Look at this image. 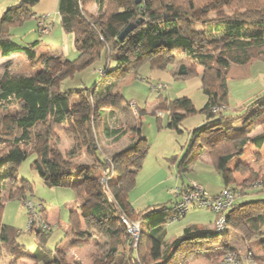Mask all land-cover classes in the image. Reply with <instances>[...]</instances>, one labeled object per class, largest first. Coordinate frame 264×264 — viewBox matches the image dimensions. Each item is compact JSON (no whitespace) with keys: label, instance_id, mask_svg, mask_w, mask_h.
Segmentation results:
<instances>
[{"label":"trees","instance_id":"1","mask_svg":"<svg viewBox=\"0 0 264 264\" xmlns=\"http://www.w3.org/2000/svg\"><path fill=\"white\" fill-rule=\"evenodd\" d=\"M137 1L140 3L138 4ZM38 2L39 0H20L0 17V49L3 56L22 53L29 61L32 70L38 62L36 48L40 42L17 43L13 39L12 29L22 26L35 16L33 8ZM201 2L203 1L60 0L59 13L62 16V27L66 34L75 38L77 60H62L49 55L43 60L44 68L34 75L27 76L14 72L15 70H10V66H5L4 72L0 74V191L4 181L11 177L21 184V189L15 193V198L24 203L29 196L28 193H33V185L30 181L19 178L18 166L30 153L37 154L33 167L39 170L49 187H72L83 201L80 206L90 210L89 217L95 225L108 227L109 224L119 223L123 228L107 230L112 238L109 239L108 248L103 250L100 256H95L97 262L102 258H113V264H153L160 259L163 261L165 257L164 261L167 263L172 259L170 254L174 255L185 242L212 239L222 234L216 233L213 229L191 226L185 229L180 238L175 239L171 244L166 243L167 232L163 226L172 221L173 208L177 201L155 210L131 211L128 218L131 221H140L142 227L139 248H133L132 237L122 225V218H127L128 210L125 204L118 201L123 185L120 182L106 185L100 178H91L82 169L78 170L82 177L81 182L77 185L72 184L73 170L67 171L65 161L59 159V153L50 148L49 143L57 131L66 130L65 126L72 122L76 127L73 130L76 139L74 147L66 153L67 158H74L84 147L97 154L93 133L97 122L96 108L98 104L110 103L113 100L117 83L114 79L101 86L95 84L90 88L62 91L59 87L61 81L71 76V73L73 75L77 71L84 70L99 62L102 57L106 59L107 66L111 59L116 61L117 67L108 71L110 75L131 72L139 76L140 69L148 63L153 64V69H163L164 65L155 64L161 59L176 55H184L188 60L194 61V66L189 65V67L186 64L179 66L177 74L179 77L197 75V68L202 67L204 70L200 76L208 101L200 111L208 117L209 123L192 132L187 152L179 162L178 169L181 176H186L198 152V147L194 146L195 139L213 124H221L226 131L224 140L214 146L209 153L212 166L223 174L236 157L243 155L244 148L248 144L252 143L259 149L264 144V132L256 137L250 136L258 127H262L264 131V93L244 103L243 113L227 116L223 113L230 103V81L233 80L231 77H234V80L243 79L245 74L241 69L247 68L255 61L264 62V21L250 23L235 18L217 21L211 25L204 24L202 30L194 28V24H197L196 14L199 11L206 13L211 9L230 4L237 10L241 8V10L264 12V0H209L203 5ZM92 5L98 7L96 16L88 12L89 6ZM131 23L136 24V28L119 41V35ZM207 42L219 45V49H216L214 54L203 50ZM58 64L64 65L67 69L58 70ZM122 99L124 100L123 97ZM158 110L168 112L167 127L177 132H182L181 125L188 116L198 113V109L188 97L171 102L161 100L155 112ZM214 119L215 121L211 122ZM112 133L121 138L127 132L115 130ZM138 133H140L139 128ZM138 133L133 136L131 143L125 149L112 158L103 160L98 156L96 162L98 168L112 177L128 175L130 163L139 162L140 157L147 150L142 145L144 139ZM6 168L9 172L3 173ZM244 168L238 165L233 172L227 173L224 177L227 186L225 189L234 190L238 195L236 202L240 197L248 195V189L253 188L257 193L264 192V177L259 179L258 174L252 170H248L251 174L250 180H253L252 185L254 184L252 188L246 189L243 184L233 185L235 173L245 172ZM238 187L242 189L241 193L236 190ZM179 195H182V192ZM236 202L233 208L236 207ZM249 203L251 202L239 205L235 211L242 209L240 219L244 220L253 233H258L264 227V216L245 210ZM251 204L264 205V200ZM3 207L2 201L0 213ZM231 210L228 214L229 223H231ZM45 214L47 216V213ZM80 219L76 212L71 211L70 224L74 231L80 230ZM180 219L182 218L177 220ZM31 233L37 234L38 242L33 257L44 264H59V260L52 257L51 250L46 245L52 229L50 232L41 229L39 232ZM17 236L18 232L14 228L0 226V244L7 250L10 264H24L29 256V252L18 243ZM83 245H86L85 241L72 243L74 248ZM165 247L166 249L160 254V248ZM262 247L263 256H256L259 264H264V241ZM226 249L223 255L228 251H237L234 247ZM215 253L210 251L207 254L213 264L219 258L217 255L216 258Z\"/></svg>","mask_w":264,"mask_h":264},{"label":"rangeland","instance_id":"2","mask_svg":"<svg viewBox=\"0 0 264 264\" xmlns=\"http://www.w3.org/2000/svg\"><path fill=\"white\" fill-rule=\"evenodd\" d=\"M202 1L203 2L201 3L203 5L209 0ZM88 12L96 16L98 14L97 5L89 6ZM263 14L264 12H258L257 10L248 11L246 9L241 10V8L240 10L235 8L233 9L230 4L224 6L222 5L221 7L211 9L206 13H201L199 11L196 14L197 24H194V28L196 30H202L204 29V24L211 25L217 21H224L227 19L234 20L235 18L250 23L252 21H264ZM54 16L55 15L50 16L52 20L54 19ZM37 22L39 26L42 25L41 22H44L43 24H50L47 15L40 17V20L38 21L34 19L28 20L22 26L16 28L13 31L15 35L14 40L19 41V37H21L22 39L25 38L26 41H31L34 38V34L37 35ZM46 26L47 28L45 29L42 27L38 29V34H42L37 35L38 38L41 40L45 39V42L50 40V42H57L60 44L62 42L60 34L57 32H54L55 34H50L52 32V25ZM46 34L52 36H48ZM203 48V50L209 53L213 52L214 54L216 49H219V45L207 42L204 44ZM66 58L70 61L77 60V51L75 54H73L71 51L70 54L66 55ZM111 58H113V55ZM15 60L18 61L14 68L22 73L23 70L20 68L22 65V60L20 58H16ZM105 60L106 59L102 57L99 62L88 66L84 70L77 71L73 75L71 73V76H67L65 79H63L59 86L62 91L69 92L86 87L90 88L95 84L100 86L105 85L108 82L114 81V79H116L117 83V89L115 91L113 100L110 103L98 104V107L96 108L97 114H100L95 115V120H97V122L95 124V129L93 130L97 144V154L93 151L87 150V148L84 147L81 153L75 155L74 158H67L66 153L74 147L76 139L75 134L73 133V130L76 129V127L72 122L65 126L66 130L57 131L52 141L49 143L50 148L59 153V159L65 161L64 165L67 171L69 172V170H73V177L71 180L72 184L77 185L81 182L82 177L78 171L80 169L84 170V172L90 175L91 178H100L101 182L106 185L112 184L115 180V177L121 178V175L112 177L104 170H100L96 163L97 157L99 156V158L103 160L112 158L115 154L125 149L130 144L129 140L131 137L135 136V133L137 135L139 128L140 133L138 134L144 139V141L147 139V143L150 148L147 150L145 149L146 151L140 157L139 162H131L132 166L130 167L129 173L131 180L129 179L127 184V191L129 190L130 181L131 185H133V188L127 192V195L129 196V204L132 206L130 208L144 212L147 209L155 210L162 206H169L177 199L176 195L174 194L175 191L177 192L178 190L184 193V191L189 187V185H187L185 187L186 189L184 188L185 190H179L183 186L184 182L186 184L193 182L200 184L199 182H201L206 185V187H203L211 196H217V194H219L225 187L224 177L223 175H218L217 177L216 173L213 175L212 173L208 172V164L201 159H196L192 162L190 165L192 170H189L186 173V176L184 175V179L179 177L178 174L179 163L177 162H180L186 154L188 145L192 139V132L197 128L208 125L209 123L208 117L200 111L208 101V97L205 94L204 89L190 88L189 84L186 82L188 77H194L198 74H190L187 77L175 79L174 82H169L167 84L168 87L165 89L163 85L159 86V84H157L156 79L153 80L150 74L151 65H153L152 63L144 65L139 71V76L131 72L127 74L114 73L110 75L108 74V71H110V69H115L117 64L114 59H111L109 66H107ZM257 62L258 61H255L247 68L241 69L243 74H245L242 78H248L251 76L252 66ZM157 63L159 65L173 63L174 68L177 70L175 72L176 74L178 73L180 65L186 64L188 66H194V61L190 59L188 60L186 57H184V55H176L174 57L168 56L165 59H161ZM260 65L263 67L264 62H261ZM60 68L67 69V67L64 65L58 64V70ZM105 68L107 69L105 70ZM258 70V67L255 68L254 72L256 74L254 77H258ZM1 71L2 70H0V72ZM231 79H233L230 81V91L232 92L234 88L240 86L239 80H241V78L234 80V77H231ZM251 82L256 81L253 80ZM259 82L264 84V80ZM184 90L188 91V98L193 101L195 107L198 109V113L188 116L181 125L180 130L182 132H177L176 130H170L166 128L169 117L165 112L164 116L162 115V121L164 123L165 130L162 129L159 125V112L156 111L155 113L153 109L155 107L154 104L157 102L160 103L161 100H167V98L169 101H174L181 97L180 93H184ZM122 95L124 96V100L122 99ZM233 103H235V101L231 100L229 106L226 109L224 108V115H237L239 113H243L244 106L235 109V104ZM214 121L215 119L211 122ZM219 125L222 129H224L221 124ZM258 129H261L262 133L264 132L262 127H258L250 136H255V133ZM115 130H118L119 132L126 131L127 133L119 138L117 135L112 133ZM133 130L136 132L132 133ZM109 133H111V135ZM225 134L226 131L224 132V135ZM235 136L237 137V135ZM245 150L246 147L244 148V153ZM251 153L252 152L247 151L245 156V159L249 164H237V166L239 165L245 167V172L237 171L235 173L236 176L241 178L239 181H237V186L243 184L242 186L247 187L246 189L252 188L254 185H252L253 180H250L251 174L248 170H252L255 174H258L259 179L264 177L263 155L258 152H255L254 155ZM36 160L37 154L30 153L27 159L18 166L19 178L28 180L33 185V193H28L29 196H27V198L24 200V203L15 198V193L21 189V184L11 177L4 181L0 191V202L3 201L4 204V207L1 209L0 213V226L6 225L14 228L18 232V243L23 249L30 253H34L38 247L37 234L28 231L29 210L26 208L25 202L30 200L38 204L41 218L44 220V222L51 226H49L50 229H47L49 232L52 229L53 232L51 237L49 236L48 238L49 241L47 240V248L53 252H55L58 246L61 245L67 238H77L78 242L85 241L86 245L81 247L98 244V242H100L99 238L96 241H93L92 239H95L93 237L94 235L89 233L92 229L95 232L104 231L105 235H107V238L110 239L112 237L109 236L107 231L108 229L116 230L117 228H122L119 223L109 224L107 225L108 227H105L96 226L94 223L91 224L92 222L86 224L84 219V222L80 219V230L74 231L70 226L71 209L77 210L74 212L80 215L78 206H80L83 201H81L76 191L72 187H49L44 182L39 170L33 167V164ZM173 162L177 164H173ZM237 166H235V168ZM7 172H9V169H4L3 173ZM245 178L247 179L244 180ZM238 188L236 190L241 193L242 189L240 187ZM247 192L249 197L247 199L244 196L240 197L237 200L238 204H243L249 201L264 200V192L257 193V191H254L253 188L250 190L248 189ZM178 196L179 201L182 196ZM245 210L255 212L256 215L262 214L264 216V205H260L257 208V205L249 203ZM45 213H47V216ZM50 213L52 214V218H54L55 215L59 216L61 224L57 225L55 222L52 223L49 220ZM83 213L89 215V210L86 209ZM127 214V219L130 221L128 218L130 214L128 212ZM241 214L242 209L241 211L240 209L234 211L232 214V221L229 223V228H227V231L220 237L218 236L214 240L206 241L204 244H201V246L199 245V247H194L192 244L184 245L181 247L180 253L177 252L175 256L173 253L170 254L172 259L168 260L167 263H165L166 261L164 260L166 259L164 257L163 261L160 259L153 264H206L200 257L197 258V256L200 254L199 252L205 251L216 252L215 256L217 255L219 257L217 258L216 256L217 261L215 264H217V262L223 256L222 253L227 251V247H237L236 250L242 257H244L247 252L251 250L260 254L261 251L263 252L262 242L264 241V227H262L258 233H253L251 230H247L248 227L245 226L244 220L240 219ZM215 220L216 215L210 210H192L184 218L180 220L172 219L171 222L166 223L163 226L167 232L165 241L166 243H172L175 239L180 238L190 223L200 224L203 225V227L211 228L214 226ZM138 222L141 231V223L140 221ZM90 225H95L97 228H92ZM124 228L126 229L125 226ZM143 228H145V225H143ZM245 231L250 232L247 233ZM126 232L128 233L127 230ZM96 234L99 235L97 232ZM101 241V244L105 242V240ZM203 245H207L208 247ZM201 247L202 250H200ZM137 248H139V243ZM208 248L210 250H208ZM164 249H166V247L163 249L160 248V254ZM23 263L28 264L27 261H24ZM0 264H10V257L2 244H0Z\"/></svg>","mask_w":264,"mask_h":264},{"label":"crops","instance_id":"3","mask_svg":"<svg viewBox=\"0 0 264 264\" xmlns=\"http://www.w3.org/2000/svg\"><path fill=\"white\" fill-rule=\"evenodd\" d=\"M59 1L60 0H39L38 4L34 7L35 9L33 8L35 16L32 19L38 21V20H40V17L47 15L48 16V20L50 22V24H48V25H52L51 26L52 32L50 34H52V33L55 34L56 32L59 33L60 36H61V41L62 42L60 44H58L57 42H50V40H48V42H45V39L44 40L39 39L37 35H42V34L41 33L38 34V29H40V27H39V24L37 22V25H38L37 35L34 34V38L31 41H26L25 38L22 39L21 37H19L20 38L19 41H16V42H32V43L36 42V41L40 42V44L36 48L37 54H38L37 65L32 70V68L30 67V63H29V61L27 60V58H26V56L24 54H22V53H14V54L6 57V56H3L2 50L0 49V70H2L0 73L4 72V70L6 68L5 66H7V67L10 66L9 67L10 70H13V71L15 70L14 72H17V73H20V74H26V75L29 74L27 76H31V75H34L37 72L41 71L44 68L43 60H44L45 57H47L49 55H54L56 57L61 58L62 60H68L66 58L67 54H70L71 51H72L73 54L76 53L74 36L70 35V34H66L64 29H63V27H62V23H61L62 22V16L59 13ZM19 2H20V0H0V17L7 9H9L10 7L18 4ZM53 15H55V16H54V19L52 20L50 16H53ZM16 28H18V27H16ZM16 28L12 29L13 39L15 38V35H14L13 31ZM46 35L52 36V35H49V34H46ZM20 44H26V43H20ZM16 58H20L22 60V62H21L22 65L20 67L23 70L22 73L20 71H17L14 68L16 66V64H17V61H18V60H15ZM68 61H70V60H68ZM8 63H9V65H8ZM260 63H261V61H258L257 63H255L252 66L251 76L248 77V78H243V79L239 80L240 86L234 88L232 92L230 91V98H231L230 102H231V100L235 101V103H233V104H235V107H234L235 109H238V108L244 106L243 105L244 102H247L248 100L252 99L255 95L264 93V84L259 82V81L264 80V66L261 67ZM155 65H159V64L156 63ZM164 66H165V68H163V69L162 68L153 69L152 68L153 66L151 65L150 74H151L153 80H155V79L157 80L156 82H157V84H159V86L163 85L165 87V89H166L168 87L167 84L169 82H174L175 79H180L181 77H178V75H177L178 73L177 74L175 73L177 70H176V68H174L173 63L165 64ZM257 67L259 68L258 77H254L255 74H256L254 72V70ZM203 70H204L203 68H198L197 69V73H198L197 76H194V77L190 76V77L187 78L186 82L189 84L190 88H193V89H199V88L201 89L202 88L203 89V83H202V79H201V76H200L203 73ZM253 80L256 81V82H251ZM180 96H181L180 98H186V97L189 96V93H188L187 90H184V93L181 92ZM122 97L124 98L123 95H122ZM180 98H178V99H180ZM167 100H168V98H167ZM168 102H171V101L168 100ZM158 104H159V102L154 104V106H155L153 108L154 111L156 110V107H157ZM157 112H159V117H160L159 125H160V127L162 129L165 130L164 123L162 121V115L164 116L165 111L158 110ZM166 113H167V116L169 117L168 112H166ZM168 123H169V121H168ZM239 127L241 128V123H240ZM166 128L169 129L167 126H166ZM133 132H136V131L133 130L132 133ZM224 132H225L224 129H222L219 124H213L204 133H202L200 136H198L195 139V142H194V146L198 147L197 148L198 152L195 154L194 159L192 160V162L194 160H196V159H201L202 161H204V162H206L208 164V169H209L208 172L212 173L213 175H215V173H216L217 177H218V175H223V177H225V175H227V173L233 172L235 170V166H237V164H239V163L249 164V163H247V160L245 159L247 151L252 152L251 154H253V155L255 154V152H258L261 155H263V157H264V144L259 149L254 144L250 143V144H248L246 146L245 153L243 155L235 158L228 165L225 174H223L222 172H220L219 170L215 169L212 166L209 153L213 149L214 146L218 145L219 143H221L224 140V138H225ZM261 133H262L261 129L260 130L258 129L256 131V133H255L256 135L253 136V137L258 136ZM135 135H136V133H135ZM132 138L133 137H131V139L129 140L130 143H131ZM142 145H143V147H145V149H149L150 148L148 146L147 139L142 143ZM192 162H191V164H192ZM177 163H179V162H177ZM177 163L173 162V164H177ZM131 166H132V164L130 163V167ZM189 170H192L191 166H189L188 171ZM129 173H128L127 176H121V178L120 177L116 178L114 176L115 177L114 182H120L123 185V191L119 195L118 201L120 203L125 204V206H126V208L128 210V213L130 214L131 211L135 210V209L134 208H130L132 206L129 204V201H128L129 196L127 195L128 194L127 192H129V190H131V188H133V185H131V181H130L129 190L127 191L128 181H129V179L131 180V178H130L131 176L129 175ZM179 177L184 179V176H181L180 174H179ZM240 179L241 178L236 176V174H235L234 175V183H233V185L234 184L236 185L238 183L237 181H239ZM246 179L247 178H245L244 180H246ZM242 180H243V178H242ZM224 182H225V178H224ZM199 183L202 184V186L206 187L205 184H203L201 182H199ZM187 185H188V183L186 184L184 182L183 186L179 190H183ZM226 187L227 186H226V182H225V187L223 188V190ZM177 192L176 191L174 192V194L177 197V199L175 201H173L174 203L178 201V199H179L178 195H179V193L181 191L177 190ZM244 197L247 199L249 196L246 195ZM260 201H262V200H260ZM249 202L256 203L257 201H249ZM236 204H237L236 207L233 208L231 210V213H230L231 221H232V214L239 207V205H241V204H238V202H236ZM260 205L262 206L263 204L257 205V208ZM78 207H79L78 210H79L80 215H81V216L79 215L81 220L84 219L86 224L87 223H91V222H92L91 224H93L94 222L91 220L89 215L83 213L88 208L85 207V206L84 207L78 206ZM192 210H197V209L194 208ZM71 211H77V210L71 209ZM89 212H90V210H89ZM49 220L52 223L55 222L57 225L61 224V222H60L61 220H59V216L55 215V217L52 218V214L51 213L49 214ZM84 220H83V222H84ZM70 226H71V224H70ZM70 226H69V228H70ZM90 226L92 228H97L96 227L97 225L96 226L95 225H90ZM191 226H198L199 228H201V227L203 228V225H200V224L190 223V225H188V227H191ZM245 226H247L246 223H245ZM204 228L207 229V230H212L213 229V227H211V228L210 227H204ZM248 228H247V230H250ZM96 232L99 233V235H97ZM96 232L92 229V230H90L89 233L94 235L93 237L95 239H92L93 241H96L99 238L100 242H98V244H94V245L92 244V245H88V246H85V247L74 248L72 246V243L75 242V241H78V239L77 238H71V239L67 238L61 245L58 246V248L55 250V252L51 251L52 257L53 256L56 257L59 260V264H113V261H114L113 258H107V259L106 258H102V260L100 262H97L95 260V256H100L101 252H103V250L108 248V242H109V239L107 238V235H105L104 231H103L104 233L103 232H98V231H96ZM245 232L248 233L250 231H245ZM51 235H50V237H51ZM67 236H68V230H67ZM214 239L215 238L204 239V240H200V241L189 240V241L185 242L182 245V247L184 245H191V244L194 247L195 246L199 247V245L201 246V244H204L206 241L214 240ZM101 240H105V242L103 244H101L102 243ZM48 241H47V243H48ZM168 244H171V243H168ZM203 246L208 247L207 245H203ZM234 248L237 249V247H234ZM180 250H181V248L174 253V256H175V254H177V252L180 253ZM200 250H202V247L200 248ZM208 250H210V249L208 248ZM199 253L200 254L197 256V258L200 257L202 259V261H204L206 264H208V263L209 264L210 263L213 264V261L211 259H208V257H207V254L209 253V251L199 252ZM256 254H257V256H260V254H263V252L261 251L260 254H258V253H256ZM25 261H27L28 264H44V263L38 262L33 257V253H30V252H29V256L27 257V259Z\"/></svg>","mask_w":264,"mask_h":264},{"label":"built area","instance_id":"4","mask_svg":"<svg viewBox=\"0 0 264 264\" xmlns=\"http://www.w3.org/2000/svg\"><path fill=\"white\" fill-rule=\"evenodd\" d=\"M41 23L42 25L39 27L43 29L47 28L46 23ZM181 196V199L173 208L174 220L183 218L194 208L207 209L216 215L213 226L216 233L223 234L227 231V228H229L228 214L233 208L238 196L234 190L224 189L219 195L211 196L202 185L193 182L190 183L189 187ZM25 206L29 210V232H39L41 229H50V225L41 218L38 204L30 200L25 202ZM122 223L126 227L128 233L131 234L134 248H137L141 235L139 222L122 218ZM217 264H258V261L256 260V253L252 250L247 252L244 257L238 254L237 251H228L221 257Z\"/></svg>","mask_w":264,"mask_h":264},{"label":"water","instance_id":"5","mask_svg":"<svg viewBox=\"0 0 264 264\" xmlns=\"http://www.w3.org/2000/svg\"><path fill=\"white\" fill-rule=\"evenodd\" d=\"M137 3L139 4L140 1H137ZM136 28V24L131 23L129 24L119 35L118 40L122 41L126 36H128L131 32L134 31V29Z\"/></svg>","mask_w":264,"mask_h":264}]
</instances>
